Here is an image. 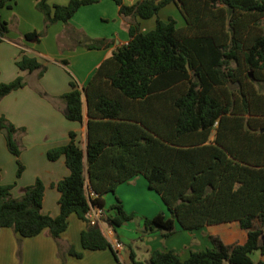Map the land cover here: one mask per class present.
I'll list each match as a JSON object with an SVG mask.
<instances>
[{"label": "trees", "instance_id": "obj_1", "mask_svg": "<svg viewBox=\"0 0 264 264\" xmlns=\"http://www.w3.org/2000/svg\"><path fill=\"white\" fill-rule=\"evenodd\" d=\"M15 1L0 0V42L10 31L1 9ZM98 1L37 0L44 27L24 36L41 41L51 25L62 21L61 50L108 47L112 39L92 38L70 23L81 6ZM114 1L130 22V40L101 62L85 86L72 79L71 89L60 96L64 115L86 124L88 141L83 149L77 132L70 131L68 143L48 151L53 160L65 156L70 170L53 184L60 192L59 214L43 211L46 186L40 177L16 197V182L3 183L0 167V228L22 237L48 229L58 241L74 213L87 222L83 248H110L117 264H124L101 224L88 222L87 212L93 205L105 207L107 194L142 174L170 211V216L161 211L145 217V231L167 236L177 223L194 230L236 220L248 237L227 245L213 235L212 247L193 250L186 259L174 250L156 249L141 260L131 250L133 264H264V231L254 222L264 225V0ZM170 3L179 8L184 25L159 16ZM154 16L155 28L143 32L138 17ZM16 63L41 76L47 70L27 54ZM25 85L23 76L0 83V100ZM0 131L17 157L19 177L25 165L16 134L25 128L0 113ZM89 186L96 197L89 195ZM110 209L114 212L103 221L113 229L136 216L118 195ZM67 252L83 256L73 245ZM255 252L258 260L252 258Z\"/></svg>", "mask_w": 264, "mask_h": 264}, {"label": "crops", "instance_id": "obj_2", "mask_svg": "<svg viewBox=\"0 0 264 264\" xmlns=\"http://www.w3.org/2000/svg\"><path fill=\"white\" fill-rule=\"evenodd\" d=\"M68 1L50 0L51 3L62 4ZM136 1L138 0H125L128 4ZM36 3L37 0H16L12 6L1 9L2 18L10 25V31L0 42V83L23 76L26 85L0 100V113L17 127L25 128V132L20 131L16 134L23 142L20 159L25 169L21 176H12L16 164L18 166L17 157L8 149L5 135L1 131L0 167L3 183L16 182L12 190L16 197L21 196L24 188L40 177L46 186L43 211L56 216L60 212V192L53 184L67 176L70 170L65 156L53 160L48 157V151L68 143L70 131L77 132L83 149H86L88 141L86 124L68 119L64 115L62 112L64 102L60 96L71 89L72 79L80 88L85 86L101 62L109 57L118 45L130 40V22L120 14L119 6L114 0H100L83 5L70 19L71 25L83 30L92 38L107 37L113 42L104 48H88L81 45L61 50L58 37L65 29V23L62 21L51 25L41 41L28 40L24 36L27 32L40 31L44 27V15L37 9ZM172 10L177 19V11L174 8ZM161 12L160 10L159 16L166 20L160 15ZM138 20L143 32L156 26V16L138 17ZM22 54L36 57L44 63L47 66L44 74L41 76L37 70L31 72L21 69L16 62ZM63 59L68 60V64L62 62ZM142 176V174L134 176L121 184L115 193L105 196V208L109 213L114 212L110 207L116 202L118 195L125 210L136 215L133 220L113 229L114 236L123 243L118 253L124 264H133L130 259L131 250L136 252L137 257L138 251H144V260H148L151 252L156 249H171L182 259H186L193 250L212 247L213 235L219 236L227 245L245 243L247 240L248 230L242 228L236 220L209 224L194 230L184 229L177 223L176 230L167 236L160 230L145 231V217H153L161 211L170 216V211L160 194L148 190L150 188L148 181L142 179ZM134 220H137V223ZM254 222L257 227L262 226L264 231V225L259 219H255ZM101 226L111 228L106 222ZM86 228L87 222L74 213L70 215L69 225L58 241L48 229L36 236L22 237L12 228H0V264H117L114 252L110 248L99 250L83 248L81 232ZM70 245L82 251L83 256L79 258L69 255L67 249ZM125 249L129 251L128 257L122 254ZM260 257L259 252L252 254L254 260ZM262 258L264 259V255Z\"/></svg>", "mask_w": 264, "mask_h": 264}, {"label": "built area", "instance_id": "obj_3", "mask_svg": "<svg viewBox=\"0 0 264 264\" xmlns=\"http://www.w3.org/2000/svg\"><path fill=\"white\" fill-rule=\"evenodd\" d=\"M88 193L91 197H96L97 193L92 190V188L89 186ZM108 211L105 207L99 206V205H93L92 208L87 212V219L88 222L92 225H95L97 223L102 224L104 221V217L107 215ZM105 235L111 240L114 248L118 251L123 247V243L119 241L116 236H114V230L113 228H105L102 227Z\"/></svg>", "mask_w": 264, "mask_h": 264}, {"label": "rangeland", "instance_id": "obj_4", "mask_svg": "<svg viewBox=\"0 0 264 264\" xmlns=\"http://www.w3.org/2000/svg\"><path fill=\"white\" fill-rule=\"evenodd\" d=\"M175 9L176 11H177V19H178V24H179V26L180 25H182V24H184V19H183V16H182V14H181V12H180V10L178 9V7L175 5V4H170V5H168V6H165V7H163V9H161V14L160 15H162V17L163 18H166V20L167 19H169L171 16L172 17H174V13H173V10L172 9ZM174 10V11H175ZM170 16V17H169ZM175 18V17H174ZM176 19V18H175ZM16 170L18 171V166H17V164H16ZM14 171L13 173H12V176H14V177H18V175H17V171ZM142 179H146V178H144V176H142ZM147 188H148V186H147ZM118 189V188H117ZM148 190L149 191H151L152 193H155V194H159L156 190H150V188H148ZM117 191V190H116ZM161 197V196H160ZM140 214V213H139ZM137 220H134V222L135 223H137L136 222ZM129 251H128V249L126 250H124V252L122 253L123 255H127V257L129 256V253H128ZM138 257L139 258H141L142 260H144L145 259V253H144V251H142V252H140V251H138ZM225 264H228V262L226 261L225 262Z\"/></svg>", "mask_w": 264, "mask_h": 264}]
</instances>
